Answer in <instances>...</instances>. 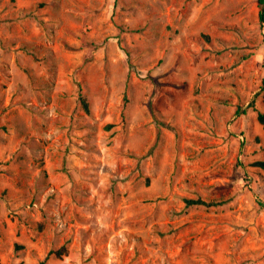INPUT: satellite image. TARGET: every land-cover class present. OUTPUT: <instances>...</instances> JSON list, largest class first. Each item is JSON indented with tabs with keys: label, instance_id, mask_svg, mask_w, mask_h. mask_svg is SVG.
<instances>
[{
	"label": "rangeland",
	"instance_id": "1",
	"mask_svg": "<svg viewBox=\"0 0 264 264\" xmlns=\"http://www.w3.org/2000/svg\"><path fill=\"white\" fill-rule=\"evenodd\" d=\"M259 12L0 0V264H264Z\"/></svg>",
	"mask_w": 264,
	"mask_h": 264
},
{
	"label": "trees",
	"instance_id": "2",
	"mask_svg": "<svg viewBox=\"0 0 264 264\" xmlns=\"http://www.w3.org/2000/svg\"><path fill=\"white\" fill-rule=\"evenodd\" d=\"M258 4L260 7L259 17H260V20L264 23V0H258ZM261 88H264V82H263V86ZM80 100H81L83 108L86 111H89L90 110L89 102H88L86 96L83 95L81 92H80ZM254 105L255 104L253 102L251 104V106L254 107ZM255 110H257L258 121L264 126V111L258 110L256 108H255ZM108 127H110V125ZM262 149L264 150V146ZM254 165L258 166L264 170V159L255 161ZM186 203H187V205L216 206V205L222 204L223 201L207 200V199H204L202 197H197V198H187ZM54 253L61 256L65 253H67V248H66V246H62V247L54 250Z\"/></svg>",
	"mask_w": 264,
	"mask_h": 264
}]
</instances>
